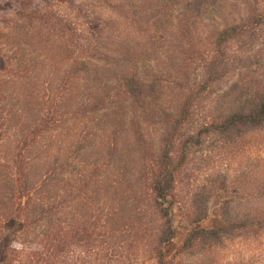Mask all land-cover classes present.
<instances>
[{"label": "trees", "instance_id": "1", "mask_svg": "<svg viewBox=\"0 0 264 264\" xmlns=\"http://www.w3.org/2000/svg\"><path fill=\"white\" fill-rule=\"evenodd\" d=\"M239 2L238 18L207 36L210 49L203 51L206 57L196 74L186 75L172 110L159 105L157 73L138 74L123 54L107 108L113 114L129 113L125 123L131 140L110 146L107 163L115 179L101 176L98 163L73 181L62 182L58 166L32 177L14 156V177H0V227L9 219H18L21 226L1 264H134L142 255L168 264L164 244L176 234L171 208L184 198L188 222L205 219L210 202L221 199L219 219L213 228L189 230L175 256L264 229V191H259L264 182L257 180L258 191L247 207L241 203L245 195L230 187L226 175L201 181L182 197L176 189L202 144H228L264 130V72L250 70L254 59L243 49L264 40V0ZM208 7L205 0L175 2L171 45L177 62L199 54L200 46L192 42L201 38L195 22ZM177 66L171 63L170 68L178 77L183 71ZM231 70L235 77L220 90ZM201 102L207 110L195 118ZM144 121L159 125L155 139L147 138ZM128 189L137 196H126Z\"/></svg>", "mask_w": 264, "mask_h": 264}, {"label": "rangeland", "instance_id": "2", "mask_svg": "<svg viewBox=\"0 0 264 264\" xmlns=\"http://www.w3.org/2000/svg\"><path fill=\"white\" fill-rule=\"evenodd\" d=\"M17 1L0 0V177H14L18 155L17 162L21 158L32 177L60 167L62 182L73 181L94 163L101 166V176L117 177L108 169L109 150L115 142L131 140L125 123L129 113L113 114L107 102L123 54L138 74L157 73L159 105L172 110L186 75L196 74L195 67L206 57L203 51L210 49L207 36L234 22L242 7L239 0H205L209 7L195 22L201 38L192 41L200 46L199 54L177 62L171 30L179 0H21L19 6ZM262 41L243 47L254 59L253 73L264 72ZM171 63L180 64L177 68L183 73L178 77ZM232 72L220 90L233 80ZM206 110L201 102L194 117ZM142 124L147 138L155 139L159 125ZM216 174L228 176L230 187L245 195L242 205L250 206L257 180L264 182V130L228 144L215 140L202 144L182 170L178 195ZM135 191L124 194L137 196ZM185 199L176 200L171 208L176 234L164 244L168 264H264V229L175 256L189 230L213 228L219 219L221 199L210 202L205 219L188 222ZM20 226L18 219L1 224L0 264L7 248L15 244ZM134 264L155 260L142 255Z\"/></svg>", "mask_w": 264, "mask_h": 264}]
</instances>
